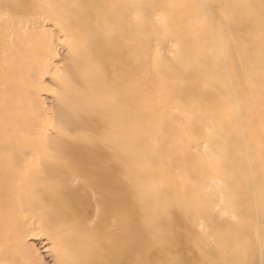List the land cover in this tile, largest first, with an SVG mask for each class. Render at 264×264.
I'll return each mask as SVG.
<instances>
[{
    "label": "bare ground",
    "instance_id": "obj_1",
    "mask_svg": "<svg viewBox=\"0 0 264 264\" xmlns=\"http://www.w3.org/2000/svg\"><path fill=\"white\" fill-rule=\"evenodd\" d=\"M0 3L18 6L13 8L14 44L9 34L6 47L0 30V262L106 264L110 259L132 262L141 254L168 258L159 251L149 257L142 249L112 255L89 233L69 237L64 225L90 222L97 200L71 174L53 171L38 146V113L60 109L63 97L84 110L81 123L96 138L72 144L66 154L87 175L88 188L94 186L113 204L101 213L98 230L128 214L137 225L156 218L182 258L195 264L205 258L196 242L200 223L221 222L220 193L227 189L234 200L227 211L246 218L247 252H221L209 241L203 246L212 248L219 264H260L262 0ZM233 5L251 7H225ZM162 14L170 21L166 36L158 31L156 18ZM157 47L170 64L163 73L155 68ZM50 48L54 66L49 69ZM241 58L253 69L256 84L238 125L240 85L233 72ZM230 82L235 109L221 98V88ZM160 117H165L163 130ZM62 139L56 129L49 130L46 152L61 149ZM33 158L40 161L38 176L10 166ZM57 183L68 188L63 197L55 191ZM68 239L72 250L66 252Z\"/></svg>",
    "mask_w": 264,
    "mask_h": 264
},
{
    "label": "snow or ice",
    "instance_id": "obj_2",
    "mask_svg": "<svg viewBox=\"0 0 264 264\" xmlns=\"http://www.w3.org/2000/svg\"><path fill=\"white\" fill-rule=\"evenodd\" d=\"M18 7L11 4L0 3V20L3 25L0 30L3 32L5 46L9 43V34H11L12 42L14 44L16 38L15 19L13 15V8ZM51 7V6H49ZM242 9L251 7V5H233L225 6ZM235 14V13H234ZM261 16L264 17V0L261 5ZM227 18V14H225ZM159 34L166 36L170 21L167 15H159L156 18ZM34 36H38V30L34 31ZM54 52L48 49V67L49 69L54 66L52 63ZM175 55V54H173ZM261 67L259 78L261 83V102L264 104V48L261 50ZM170 67L169 62L164 58L159 47L156 49L155 68L158 72L163 73ZM233 81L239 83L240 104L239 110L236 112V119L238 125L244 118V108L247 104L249 90L255 87L256 80L251 66H246L243 58L240 62L234 65ZM61 83L64 84L65 80L61 74ZM233 83H228L221 88V98L225 103H230L232 107L237 108L236 98L232 93ZM65 93L64 95H68ZM62 107L58 110L50 112L38 113L40 121L41 135L38 137V146L42 153L46 155V159L53 171L60 173L71 174L72 178L77 183H83L88 191V194L95 197L97 200L96 217L88 223H80L73 221L70 224L64 225L67 229L69 237L76 232L89 233L96 240L97 247L103 248L105 253L117 255L132 250L142 249L149 253V257L156 251L167 253L168 258L153 260L151 258L145 259L141 254L139 259L132 262L124 260L110 259L106 264H192V262L185 260L180 255V247L176 244L175 240L168 237L166 229L162 227L156 218H145L142 224L137 225L130 214L123 216L119 222H114L113 226L98 230L97 220L102 212L107 213L113 208L110 201L104 199L103 193L95 190L94 186L88 188L90 181L86 174L77 169L75 162L66 154V149L71 147L74 143H89L95 141V136L82 125L81 120L85 115L84 110L73 105L70 100L61 99ZM67 110V111H66ZM179 111V110H177ZM165 117H160V128L163 130ZM56 129L62 139V148L48 153L46 152L45 142L48 138L49 130ZM207 151L208 145H204ZM10 166L18 167V170L24 174L38 176L41 173L40 161L36 158L26 160L19 166L15 162H10ZM68 190L64 184L57 183L55 191L63 197ZM261 209L264 211V178L261 180ZM103 201V203H101ZM221 216L222 220L217 225L214 221L205 226L203 222L200 223V233L196 237V242L201 249V254L205 258L195 262V264H219L218 261L212 258L213 250L211 247L205 248L204 241H209L210 244L215 245L216 250L221 252H247L249 239L247 237V224L246 218L237 215L235 212L229 213L227 208L234 206V200L231 198L230 192L227 189L220 193ZM218 205V207H221ZM145 230L150 234V238H146ZM256 243L259 247L261 260L260 264H264V230L257 231ZM65 251L72 250V240L68 239L64 245ZM2 264V262H0ZM16 264H31L30 261H18ZM71 264H96L94 260H81L74 259ZM226 264H241L240 261H228ZM247 264V261L244 262Z\"/></svg>",
    "mask_w": 264,
    "mask_h": 264
}]
</instances>
